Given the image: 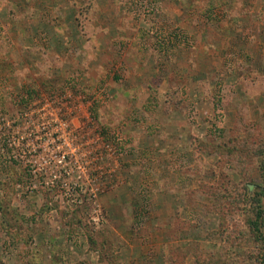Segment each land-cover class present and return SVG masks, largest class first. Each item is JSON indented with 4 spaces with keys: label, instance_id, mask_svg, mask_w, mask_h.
I'll use <instances>...</instances> for the list:
<instances>
[{
    "label": "rangeland",
    "instance_id": "374dc122",
    "mask_svg": "<svg viewBox=\"0 0 264 264\" xmlns=\"http://www.w3.org/2000/svg\"><path fill=\"white\" fill-rule=\"evenodd\" d=\"M259 134L264 0H0V264H259Z\"/></svg>",
    "mask_w": 264,
    "mask_h": 264
},
{
    "label": "trees",
    "instance_id": "16d2710c",
    "mask_svg": "<svg viewBox=\"0 0 264 264\" xmlns=\"http://www.w3.org/2000/svg\"><path fill=\"white\" fill-rule=\"evenodd\" d=\"M204 4H206V1H204ZM248 116L249 115L247 114L246 109H240L238 122L243 125L241 128L247 129L249 127ZM257 140L258 141L255 140L249 141L247 139L246 143L252 142L253 144L254 143L258 144V146L255 148V152H258L257 155L261 156L260 157L261 164L259 166V170L261 171L262 176H264V135L259 134ZM222 148L227 155L231 156L233 161L239 160L241 158L239 150L234 144H232V146L229 144H224ZM6 165L7 168L9 169L8 172L11 174L9 179L6 181L7 188H9V190H11L12 192L16 190V187L18 185H22L25 182V178L23 177V170H22L23 166L19 162L13 159L7 161ZM213 188L215 189V187ZM247 189L249 190L248 186ZM221 191L224 195L229 196V194L225 193V189L222 188ZM237 194L238 193H236V196H238ZM245 196L247 197V201L252 204V210L254 212L253 216H251L248 219V225L251 229V232L254 234V237H252V239L254 238L253 242L260 244L261 247L264 248V205L262 202L264 197V189L260 188V190L256 191L255 193L248 192L245 194ZM5 197L6 199L0 200V212L4 217H6L13 210L17 209V207H12V204L10 202L11 201L10 192H8V194H6ZM256 259L259 261V264H264V251L260 256L256 255ZM222 260H223L222 256L216 258V262L218 263L222 262Z\"/></svg>",
    "mask_w": 264,
    "mask_h": 264
}]
</instances>
